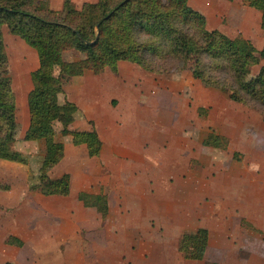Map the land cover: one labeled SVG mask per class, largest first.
Segmentation results:
<instances>
[{
	"label": "crops",
	"instance_id": "0c3cea01",
	"mask_svg": "<svg viewBox=\"0 0 264 264\" xmlns=\"http://www.w3.org/2000/svg\"><path fill=\"white\" fill-rule=\"evenodd\" d=\"M221 1L228 3L215 11L211 19L215 29L206 28L228 37L234 32L230 38L241 35L259 51L264 44L260 13L244 4L234 11L237 18L224 25L216 14L231 10V2L237 0ZM30 66L25 61V68ZM126 67L125 73H119L117 66V77L107 70L98 75L85 72L64 86V98L80 113L68 129L89 131L92 123L102 143L99 155L90 158L85 145H73L71 137L60 138V127L56 130L55 140L63 144L64 153L49 176L69 175L68 196H43L29 189L25 167L0 165L24 176V188L0 192V206L10 212L0 213L5 221L0 227V264H256L255 260H263L264 173L258 171L264 169V132L248 137L242 106L205 89L187 72L175 75L170 85L155 82L150 90L159 91L158 100L144 102L140 97L146 87L117 85L128 71L134 76ZM165 90L170 96L166 103ZM25 108L24 134L29 125L26 104ZM243 141L253 150L249 167L243 163L246 157L236 159L245 152ZM244 170L253 173L248 187ZM87 195L105 196V218ZM6 220L15 226H8ZM200 229L208 234L204 257L186 260L178 251L179 239Z\"/></svg>",
	"mask_w": 264,
	"mask_h": 264
},
{
	"label": "trees",
	"instance_id": "16d2710c",
	"mask_svg": "<svg viewBox=\"0 0 264 264\" xmlns=\"http://www.w3.org/2000/svg\"><path fill=\"white\" fill-rule=\"evenodd\" d=\"M243 2L260 13L264 32V0ZM3 30L37 55L38 68L30 74L32 88L26 98L29 125L22 140L41 144L40 165L28 180H36L29 184L30 190L46 197H66L70 190L69 175L49 176L64 153L63 144L55 140L57 124L59 134L71 137L75 146L85 145L90 158L98 156L102 147L92 123L89 131L68 129L78 109L64 98V79L85 72L98 75L107 68L116 73L117 64L127 62L149 74L187 72L244 108L264 110V44L258 51L241 35L230 38L207 29L205 17L192 9L188 0H97L84 2L80 8L72 0H62L58 10L51 8L50 0H0L1 160L28 164L27 157L13 149L17 142L16 101ZM67 48L83 57L64 60ZM247 65L258 66L257 73L248 77ZM86 199L105 218V196L87 195ZM207 241L205 230L183 234L178 251L186 260L200 261Z\"/></svg>",
	"mask_w": 264,
	"mask_h": 264
},
{
	"label": "rangeland",
	"instance_id": "374dc122",
	"mask_svg": "<svg viewBox=\"0 0 264 264\" xmlns=\"http://www.w3.org/2000/svg\"><path fill=\"white\" fill-rule=\"evenodd\" d=\"M74 5L76 6V8H80L81 4H83V2L85 0H74ZM97 0H87V2H91L94 3ZM62 0H50V6L53 9H59L61 7V3ZM225 2V1H224ZM209 3V4H207ZM228 3V2H225ZM223 3L221 0H189L188 1V5L198 11L199 13H201L204 17H208L207 23H206V27L207 28H211V29H215V23L212 22L214 15H215V11H219V4H225ZM244 2H241V0H237L236 2H231V6L232 7L231 10H229L228 12H223V14H216L218 15L219 19L222 21V23H224V25H227L226 20H231L235 18H237V16L234 14L244 6ZM217 9V10H216ZM250 10V8H248ZM252 10V9H251ZM255 11V10H252ZM258 13V12H256ZM259 14V13H258ZM244 16V15H243ZM217 17V18H218ZM253 16L249 17L252 19ZM212 19V21H211ZM233 34H235L234 32L231 33V36H233ZM3 39H4V44H5V51H6V55H7V60H8V67H9V71L12 75V79H13V84H12V88L13 91L15 93V97H16V102H17V110H16V120H17V130L15 132V138L17 140V142L14 144L13 149L16 151L21 152L22 154H24L27 159H28V164L27 165H23L20 163H14V162H9L6 160H1L0 159V165H22L21 167H25L27 171H29L30 175L32 173V175H36L37 169L40 165L41 159H42V155H43V150L41 148V144L37 143V142H24L23 140H21V138L23 137L25 128H26V124L28 122V116H27V111L25 108V104L26 103V91L28 89V86L30 85L31 88V81H30V76L29 73L30 71L34 70L36 68L37 65L33 64L37 62V58H36V53L34 50H32L30 47H28L21 39L9 35L6 30H3ZM83 56L81 54H79L78 52L67 48L64 50L63 52V59L64 60H78L80 58H82ZM25 61H26V66H30L29 68H25ZM38 63V62H37ZM130 66V71H132V73H134V76H136L135 74H137L138 72H136L135 70H137L132 64H129L127 62H119L117 64L118 66V70L119 73H125L127 69L126 66ZM262 65H264V60L262 62ZM258 66H250L247 65L245 67V71L247 73V76H253L257 73L258 71ZM107 71H110L108 68L106 69ZM139 74H138V79L135 78L134 76L131 77L130 75H128V73H126L125 75L123 74L122 77L124 78L123 82L121 83V80L117 83L118 86H129L130 84H133L135 87H146L145 88V92L141 91L142 96L140 97L141 100H144V102L148 103V99L153 98L154 100H158V93L159 91H157V94H155L154 92L152 93L150 88L152 86H154V83L157 82L158 85H160V82H158L159 80H163L166 81L167 85L171 84V81H173L175 79V75L177 74H149L143 71H140V69L138 70ZM136 72V73H135ZM86 75H92L89 72H86ZM115 77H117L116 73H112ZM29 76V79H28ZM126 76L128 78H126ZM130 76V77H129ZM156 76V77H155ZM119 79L120 76H118ZM74 78H70V79H64L63 83L64 86L68 83L73 81ZM75 81V80H74ZM201 83V82H200ZM202 84V83H201ZM202 86L205 89H209L211 91H216L220 96L225 97L226 99V93L219 91L217 89L214 88H210L207 87L205 85L202 84ZM168 89V88H167ZM163 93V101L164 100H169L170 96L169 93L167 92V90H165V92ZM140 94V95H141ZM164 103H166L164 101ZM118 104L117 101L114 102V107H116V105ZM162 106V103H161ZM243 109V125H244V130L246 131L245 134L248 137L254 136L259 133L264 132V119H263V115H264V110L263 109H259V111L257 110H252V109H247L242 107ZM78 117H80V113H78ZM60 127L59 124L56 125V130H58ZM253 128L254 133H250V130ZM248 130V131H247ZM61 138V135H59ZM250 143H254V141L250 142ZM243 145L246 148L244 151V154L238 153L237 156H239L240 158L238 159V157H236L237 161H241L244 157H246L247 159H243V163L245 165V167H249V163L248 160H250L253 156V150L251 149L252 147H250L249 142L248 141H243ZM249 147V148H247ZM9 171V173H8ZM11 169L7 170V169H3L0 167V192H5V191H19L22 188H24L22 186L23 183V179L24 176L22 175V173L16 171V175L14 173V171L12 172ZM11 173V174H10ZM28 173V174H29ZM257 173V172H256ZM263 174L264 173V169L262 168L261 170L258 171V174ZM14 174V175H12ZM52 174H50L51 176ZM243 176L245 177V185L250 186L249 180H251V176H253V173L251 171H245L243 173ZM36 182L35 179H31L30 183ZM14 189H11V188ZM8 209H5L3 206H0V213H6L9 214L10 212H8ZM5 214V215H6ZM1 215V214H0ZM0 227L4 228L5 224H4V219H2L0 217ZM6 223L8 226H10L11 224L8 223V220H6ZM246 223V222H244ZM247 224V223H246ZM242 225V226H246L247 225ZM12 227H14L15 225H11ZM245 236V235H244ZM243 236V239L245 238ZM248 238H250V236L247 235ZM243 254L246 259H249V253L246 254V252L241 253ZM256 264H264V259L259 261V260H255Z\"/></svg>",
	"mask_w": 264,
	"mask_h": 264
}]
</instances>
